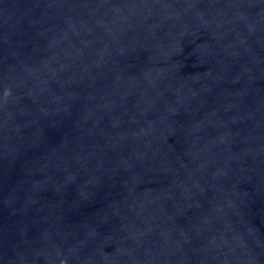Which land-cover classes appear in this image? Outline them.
Segmentation results:
<instances>
[{
	"label": "water",
	"instance_id": "obj_1",
	"mask_svg": "<svg viewBox=\"0 0 264 264\" xmlns=\"http://www.w3.org/2000/svg\"><path fill=\"white\" fill-rule=\"evenodd\" d=\"M0 264H264V0H0Z\"/></svg>",
	"mask_w": 264,
	"mask_h": 264
}]
</instances>
